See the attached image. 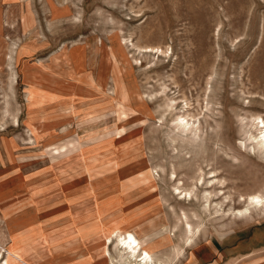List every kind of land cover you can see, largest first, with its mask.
Masks as SVG:
<instances>
[{
	"label": "rangeland",
	"instance_id": "374dc122",
	"mask_svg": "<svg viewBox=\"0 0 264 264\" xmlns=\"http://www.w3.org/2000/svg\"><path fill=\"white\" fill-rule=\"evenodd\" d=\"M263 135L264 0H0L10 264H264Z\"/></svg>",
	"mask_w": 264,
	"mask_h": 264
},
{
	"label": "bare ground",
	"instance_id": "6f19581e",
	"mask_svg": "<svg viewBox=\"0 0 264 264\" xmlns=\"http://www.w3.org/2000/svg\"><path fill=\"white\" fill-rule=\"evenodd\" d=\"M187 126H189V123H186L184 126H182L183 132L186 131ZM258 127L259 126H256L255 128H258ZM259 139L260 140L257 139L259 141L258 145L264 146V135L261 136ZM186 195L188 198L191 195V193H186ZM211 196H212L211 194H208V197L206 198L207 202L210 201ZM248 204L249 206L247 208H245L242 211H238L236 213L234 212L232 213V215L235 218L242 219L243 217L249 214L251 208L255 209L256 211L261 210V208L264 206V198H262L259 195L250 196L248 197ZM186 224L187 226L185 229V236L187 239H186L185 245H188V247H191L193 245L191 241L195 236L196 230L194 231V229L189 224V222ZM116 236H117V240L111 239L109 241L107 240L108 242L105 243V246H104L105 251H104V255H102V263L116 264L117 257L116 256L114 257L112 254V248H113V251L115 252V254H117L119 258L124 260L125 264H170V259L168 258L161 260V259L154 257L152 252L146 246L140 243L137 237L133 233L126 232V233H122L120 236L118 235ZM114 241H116V243H114ZM182 252L183 251L178 249L177 255L181 254ZM0 264H10L9 260L3 256L2 251H0Z\"/></svg>",
	"mask_w": 264,
	"mask_h": 264
},
{
	"label": "crops",
	"instance_id": "0c3cea01",
	"mask_svg": "<svg viewBox=\"0 0 264 264\" xmlns=\"http://www.w3.org/2000/svg\"><path fill=\"white\" fill-rule=\"evenodd\" d=\"M256 259H259V258H256ZM256 264H261V263H256Z\"/></svg>",
	"mask_w": 264,
	"mask_h": 264
}]
</instances>
